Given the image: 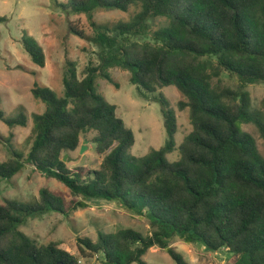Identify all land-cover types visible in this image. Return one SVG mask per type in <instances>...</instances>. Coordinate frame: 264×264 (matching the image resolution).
Here are the masks:
<instances>
[{
  "label": "trees",
  "instance_id": "obj_1",
  "mask_svg": "<svg viewBox=\"0 0 264 264\" xmlns=\"http://www.w3.org/2000/svg\"><path fill=\"white\" fill-rule=\"evenodd\" d=\"M67 14H85L93 28L97 64L78 76L68 62L63 94L34 82L32 96L45 108L33 113V141L24 155L0 161V179H11L25 165L67 187L70 199L41 189L33 202L0 203V264H79L58 242L40 244L19 227L28 218L48 212L67 216L87 200L116 202L145 216L150 233L126 228L98 232L95 241L78 237L80 251L100 254L103 264H148L152 247L175 264H189L172 246L174 237L187 245L201 243L208 251H227L231 264H264V158L253 136L240 127L253 124L264 143V114L251 107V84H264V0H55ZM128 21L96 24L97 10L127 12ZM165 18L152 29L149 21ZM6 17L0 16V22ZM80 36L84 34L80 33ZM149 38L143 40V38ZM21 45L31 61L43 67L38 42L23 32ZM120 68L140 95L176 87L185 97L191 132L176 149L174 113L160 93L168 139L159 149L134 156V135L116 115V106L97 91L96 80L119 84L110 70ZM226 73L235 86L220 79ZM0 119L8 126H26L24 113ZM103 156L99 166L69 168L63 161L83 136ZM84 249V250H83Z\"/></svg>",
  "mask_w": 264,
  "mask_h": 264
},
{
  "label": "rangeland",
  "instance_id": "obj_2",
  "mask_svg": "<svg viewBox=\"0 0 264 264\" xmlns=\"http://www.w3.org/2000/svg\"><path fill=\"white\" fill-rule=\"evenodd\" d=\"M65 2L67 0H58ZM137 9L131 7L127 12L117 10H97L93 13L96 24L112 25L118 21H128ZM0 109L5 117L24 113L26 126H8L0 119V161L12 157L11 149L26 154L33 141V113H41L45 106L31 93L34 82L49 87L58 96L63 94V76L68 62H74L78 76H84L89 64H97L99 48L89 41L93 28L85 14H67L55 0H0ZM152 29L166 25L165 18L149 21ZM23 32L31 35L41 46L45 63L43 67L34 64L21 45ZM82 33L84 36H80ZM149 38H143V40ZM111 76L119 84L116 87L103 79L96 80L97 91L105 100L116 106L120 117L134 135V144L129 153L143 156L150 149L164 146L168 135L164 126L163 106L160 93L175 115L176 149L167 155L169 161L178 158V147L185 136L191 132L188 108L180 109L179 102L185 97L174 86H166L157 92L140 95L136 86L129 82V74L120 68L110 70ZM220 79L225 85L235 86V78L226 73ZM250 94L251 107L264 114V84H251L246 88ZM241 129L253 136L264 158V143L253 124H242ZM94 132L83 136L80 146L68 154L66 164L69 168L83 166L95 169L103 156L95 152L91 142ZM86 140V142H84ZM47 189L60 193L65 200L70 199L67 187L59 181L47 178L33 166L25 165L11 179H0V203L6 200L33 202L39 199V191ZM130 228L143 235L150 233L145 216L123 209L116 202L102 199L87 200L85 207L72 210L67 216L52 211L38 217H30L19 230L34 238L40 244L60 243L67 251L77 257L79 264H103L100 254L80 251L78 237L97 239L99 231L110 233ZM172 246L189 264H231L225 249L208 251L201 243L187 245L179 237H174ZM84 250V249H83ZM148 264H175L162 249L152 247L144 255Z\"/></svg>",
  "mask_w": 264,
  "mask_h": 264
},
{
  "label": "water",
  "instance_id": "obj_3",
  "mask_svg": "<svg viewBox=\"0 0 264 264\" xmlns=\"http://www.w3.org/2000/svg\"><path fill=\"white\" fill-rule=\"evenodd\" d=\"M84 142H86V140H85ZM85 147H86V146H85L84 144H82V145L80 146V152H83V150L85 149ZM67 157H68V154H65L64 157H63V161H64V162H66V160H68Z\"/></svg>",
  "mask_w": 264,
  "mask_h": 264
}]
</instances>
